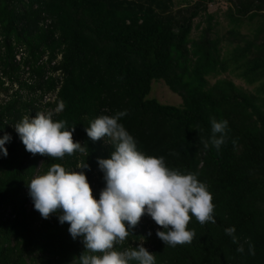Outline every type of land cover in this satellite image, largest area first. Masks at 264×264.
Segmentation results:
<instances>
[{
    "label": "trees",
    "instance_id": "trees-1",
    "mask_svg": "<svg viewBox=\"0 0 264 264\" xmlns=\"http://www.w3.org/2000/svg\"><path fill=\"white\" fill-rule=\"evenodd\" d=\"M214 1L0 0V71L10 77L18 69L14 47L23 46L34 77L31 85L16 77L19 86L28 93L58 88L47 106L64 103L53 119L74 126L73 140L88 154L54 158L26 151L14 125L41 109L35 96L26 102L16 92L5 93L0 79V92L7 95L0 97V136L11 135L7 156L0 155V264H76L82 237L70 236L60 213L42 218L28 183L53 164L74 169L86 161V179L98 199L105 186L98 158L109 157L114 145L108 137L92 141L85 128L100 115L123 110L127 115L119 122L139 151L199 174L212 194L216 222L201 225L192 217L188 228L195 237L172 247L156 236L163 229L145 214L116 249L142 243L156 264H264V0H225L226 38L218 35L216 14L207 9ZM243 24L247 34L240 31ZM45 52L46 62L38 65ZM225 72L254 85L253 91L225 77L209 81ZM153 80H162L181 103L149 97ZM213 118L228 121L219 150L210 143ZM232 226L235 242L225 233Z\"/></svg>",
    "mask_w": 264,
    "mask_h": 264
},
{
    "label": "clouds",
    "instance_id": "clouds-1",
    "mask_svg": "<svg viewBox=\"0 0 264 264\" xmlns=\"http://www.w3.org/2000/svg\"><path fill=\"white\" fill-rule=\"evenodd\" d=\"M63 108L61 102L54 112H37L31 117L28 114L14 125L26 151L54 158L76 152L86 154L81 143L73 140L74 126L66 127V121L53 119ZM126 115L127 110L100 115L85 128L92 141L108 137L114 145L109 157L98 158L105 181L98 199L86 179L85 169L90 170L86 161L74 169L53 164L28 183V194L41 217L47 219L60 213L58 221L69 224L70 236L82 237L84 251L76 264H156L155 256L142 243L123 251L115 247L132 234L145 214L163 229H158L156 236L172 247L191 243L195 237L194 229L188 228L192 217L201 225L216 222L212 194L208 185L198 179L199 174L170 168L164 156L139 151L134 137L119 122ZM210 123V143L219 150L228 121L213 118ZM10 141L9 133L0 136V155L7 156L5 144ZM208 143L204 146L208 147ZM225 233L235 242L234 226L226 228ZM237 251L242 253L244 249L241 246ZM248 253L255 254L252 244Z\"/></svg>",
    "mask_w": 264,
    "mask_h": 264
},
{
    "label": "built area",
    "instance_id": "built-area-1",
    "mask_svg": "<svg viewBox=\"0 0 264 264\" xmlns=\"http://www.w3.org/2000/svg\"><path fill=\"white\" fill-rule=\"evenodd\" d=\"M1 44H2V38L0 37V53L3 51V47ZM26 57H28V55L24 47L21 45H16L14 47L13 62L16 64L18 69L15 70L13 74L10 73L11 75L10 77L9 75H4V73L0 71V79L2 81V84L4 85V87L7 88V91H5V93H8L11 95L16 92L17 97L22 98L26 102L30 100L31 96H35L37 98V101H36L37 103L35 102V105L36 107L41 109L40 112H49V111L55 110L57 106H54L56 108L53 109L47 105L55 102L56 94H57L56 92L58 88L55 91H47V92H43L41 89L35 88L36 89L35 92L28 93V91H25L23 89V87L19 86L20 84L17 82V80H19V82H25L30 85L33 82V79L31 76L34 77V75H32L31 73V68H30L28 61H25ZM47 58H48L47 52H45L41 56V58L38 60L37 64L42 65V63L46 62ZM57 59H59V57ZM55 62L56 60H53L52 62H50L49 65L46 66L45 78L48 75L47 70L49 66H53ZM54 75L61 76L62 74L60 71H56ZM16 77H17V80H16ZM0 97L2 99L5 98L7 100V95L1 92H0ZM8 213H9V209H6L5 214L7 215Z\"/></svg>",
    "mask_w": 264,
    "mask_h": 264
},
{
    "label": "rangeland",
    "instance_id": "rangeland-1",
    "mask_svg": "<svg viewBox=\"0 0 264 264\" xmlns=\"http://www.w3.org/2000/svg\"><path fill=\"white\" fill-rule=\"evenodd\" d=\"M228 7H229V3L226 2L225 0H215L213 3H210L207 6L209 12H213L216 14L215 16L219 22L215 30L217 31L218 35H221L222 37L225 38L228 37V34L226 32L229 28L228 20L225 15V11L227 10ZM198 21L199 18H196L194 22L197 23ZM240 31L243 34H247L249 32L248 26L243 24V26L240 28ZM197 35H198V31L194 30L191 33L192 37H196ZM220 77L231 79L236 85L242 87L243 89L247 91H253L254 85L246 84L241 78H238L232 72H225L219 74L216 77H210L209 81L212 83L214 82L215 78H220ZM149 97L155 98L163 104L179 105L181 103V98L176 93L171 92L162 80L152 81Z\"/></svg>",
    "mask_w": 264,
    "mask_h": 264
}]
</instances>
